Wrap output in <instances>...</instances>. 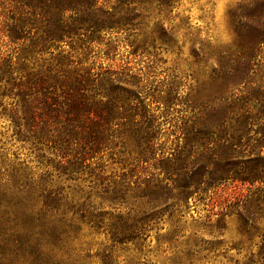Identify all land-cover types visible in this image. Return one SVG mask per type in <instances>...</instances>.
Here are the masks:
<instances>
[{"label": "trees", "instance_id": "16d2710c", "mask_svg": "<svg viewBox=\"0 0 264 264\" xmlns=\"http://www.w3.org/2000/svg\"><path fill=\"white\" fill-rule=\"evenodd\" d=\"M150 2L0 0V38L8 47L0 49V115L10 120L13 135L38 150L41 158L46 150L53 154L46 162L59 173L86 170L100 183L106 180L103 153L114 138L124 137L123 143L134 139L139 158L128 178L103 187L111 202L121 204L131 198L126 210L119 205L113 210L116 213L101 210L94 214L87 209L79 213L62 209L61 198L51 194L40 205L1 204L0 264H126L117 245L143 239L166 212L172 216L189 207L194 194L206 195L212 188L210 197L216 202L228 181L235 189L261 183L249 186L247 192L236 190L238 202L232 205L239 216L240 234L257 230L264 217V133L260 137L247 135L244 107L238 97L229 100L227 84L229 77L237 83L243 72L251 70L255 49L264 43V12L254 20L262 33L245 55L247 60L235 59V66H231L225 51L219 52L214 59L217 67L199 82L192 136L186 138L190 148L184 145L171 157L159 151L158 157L157 131L151 132L156 116L144 95L142 78L129 65H104V60L115 62L119 37L128 42L132 53L146 49L147 38L139 36L154 34V30L145 32L143 26L144 17L152 10L146 7ZM5 98L10 100L5 103ZM163 159L167 163L159 172L149 171ZM144 162L149 165L143 178L137 171L145 168ZM163 172L166 175L160 178ZM48 180L34 178L22 168L5 169L0 175V182L20 186ZM86 216L92 227L103 228L109 236V243L94 253L78 235L77 223ZM207 220H211L210 215ZM199 224L220 229L222 217ZM207 234L209 237L199 225L189 236L170 231V242L185 237L187 245L180 252L175 245L171 252L183 253L193 264L195 260L210 262L223 235ZM233 264H264V236L256 256L252 254L246 261L236 259Z\"/></svg>", "mask_w": 264, "mask_h": 264}, {"label": "rangeland", "instance_id": "374dc122", "mask_svg": "<svg viewBox=\"0 0 264 264\" xmlns=\"http://www.w3.org/2000/svg\"><path fill=\"white\" fill-rule=\"evenodd\" d=\"M158 2L151 0L146 6L152 7V10L143 19V26L146 27L144 31L149 34L154 30L152 36L144 34L139 36L140 39L147 38L146 49L132 53V47L128 42L119 37L115 62L104 60V65L116 63L129 65L142 78L144 95L148 96L146 99L156 116L151 132L157 131L155 140L159 149L157 156L160 155L159 151H164L165 157H171V153L181 150L184 145L187 149L191 146L189 143L186 144L189 142L186 138L192 136L191 128L196 113L193 106L195 94L199 82L207 78L212 68L217 67L214 59L218 53L225 51L226 59L232 63L231 66H235L233 63L235 59L247 60L245 55L250 52L254 41H258L260 32L262 33V29L254 20L257 19L258 13L264 12V0H169L161 4ZM7 48L0 38V49L5 51ZM17 55H21V51ZM253 62L251 70L243 72L237 83L229 77L227 90L229 100L238 97V103L244 107L247 135L260 137L264 133V43H260L257 51L255 49ZM9 100L4 99L5 103ZM134 138H137V135H134ZM122 140L126 139L121 136L114 138L111 147L104 150L102 161L106 180L100 183L86 170L59 173L46 162L53 154L46 150L45 156L41 158L38 150L13 135L10 120L0 115V175L5 169L14 171L22 168L30 175H34V178L49 179L43 184L27 186L0 182V205L7 203L40 205L47 200L46 195L51 194L52 197L61 198L62 209H73L79 213L84 209L94 214L101 210L116 213L118 211L113 210L119 205L120 209L126 210V206L133 202L131 198L127 197L119 204L117 201L107 200L105 198L107 195L103 191V187H107L111 181L128 178L138 165V148L134 139H128L127 143H123ZM149 161L152 162L151 165L154 163L153 159ZM165 163L167 160L163 159L161 163L155 164L156 167L151 166L149 171L159 172L160 166ZM147 165L149 163L144 162L145 168L137 171L143 178L147 176L145 170ZM165 175L166 173H161L160 178H164ZM230 182L222 185L225 190L216 196L218 199L216 202L210 197L212 188L206 195L194 194L189 198V207L175 211L172 216L170 211L166 212L162 220L153 223L152 228L143 235V239L117 245L123 262L193 264L184 258L183 253L171 252L175 245L178 246L179 252L186 249L187 245L184 242L185 237H180L176 243L170 242L169 232L176 230L189 236L196 225L201 227L205 237H209L208 232H219L223 235L221 237L223 242L215 252L217 255L210 262L195 260L196 264H233L236 259L246 261L252 254L256 256L264 236V217L257 230H252L250 235H241L239 216L232 205L238 202L235 196L237 191L247 192L249 186L254 187L261 183L239 185L240 187L235 189ZM201 196L203 198H200ZM224 212L227 214L223 215ZM209 215L210 221L207 220ZM220 216L223 223L220 229L203 228L202 224H199L215 222ZM87 217L89 216L83 217L81 222L78 221V235L83 242L90 245L94 253L102 244L109 243V236L103 228L97 230L92 227ZM237 242H240L238 246L242 248H237ZM93 261H97V258H93Z\"/></svg>", "mask_w": 264, "mask_h": 264}]
</instances>
